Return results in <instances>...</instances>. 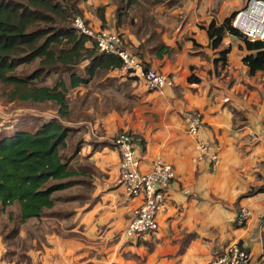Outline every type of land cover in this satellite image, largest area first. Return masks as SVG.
I'll return each instance as SVG.
<instances>
[{
    "label": "crops",
    "instance_id": "1",
    "mask_svg": "<svg viewBox=\"0 0 264 264\" xmlns=\"http://www.w3.org/2000/svg\"><path fill=\"white\" fill-rule=\"evenodd\" d=\"M154 1L138 0L122 14L118 2H90V8L79 0L89 26L101 28L95 9L104 7L106 27L121 35L124 49L143 69L172 76L174 86L149 91L139 76L118 68L69 90L76 122L68 125L83 142L74 164L90 169L77 186L85 194L26 220L17 235H6L3 227V264H210L233 243L252 264H264L263 75L248 74L243 42L227 35L212 49L205 29L212 20L221 25L249 0ZM224 49L222 67L215 61ZM190 111L201 114L199 138L217 155L216 164L197 161L195 139L186 131ZM122 130L137 141L141 172L159 158L175 174L156 215L157 230L128 240L123 232L140 201L118 183L112 138ZM241 209L250 216L239 225Z\"/></svg>",
    "mask_w": 264,
    "mask_h": 264
},
{
    "label": "trees",
    "instance_id": "2",
    "mask_svg": "<svg viewBox=\"0 0 264 264\" xmlns=\"http://www.w3.org/2000/svg\"><path fill=\"white\" fill-rule=\"evenodd\" d=\"M116 2L124 14L138 0ZM78 5L79 0H0V98L29 107H51L54 112L42 114L46 122L34 133L5 136L0 130V209L15 207L7 213L12 227L6 235H17L19 225L43 217L56 202L74 200L73 195H55L86 183L82 176L90 171L74 165L83 142L76 138L79 130L68 125L76 122L67 100L69 90L89 83L96 73L121 68L122 62L96 51L90 38L72 28L74 16L82 15ZM104 12V7L95 9L101 29H107ZM236 14L221 25L210 21L205 28L209 45L219 49L227 35L240 40L249 52L242 60L248 74L261 72L264 81V42H250L235 29L231 22ZM263 16L264 6L256 4L242 18L259 23ZM228 51L218 53L215 62L222 67ZM32 64L36 66L31 73L16 74L18 68ZM50 79L53 83L47 85ZM188 80L198 82L193 76Z\"/></svg>",
    "mask_w": 264,
    "mask_h": 264
},
{
    "label": "built area",
    "instance_id": "3",
    "mask_svg": "<svg viewBox=\"0 0 264 264\" xmlns=\"http://www.w3.org/2000/svg\"><path fill=\"white\" fill-rule=\"evenodd\" d=\"M247 7L239 11L231 25L237 29L248 41L264 42V16L261 22L253 23L249 19H243L254 5L264 3L251 0ZM72 28L78 33L90 38L99 53L115 55L122 64L121 69L131 75L139 76L149 91H162L174 86V78L170 75L159 73L152 69H143L138 61L133 58L123 47V41L118 33L108 29H93L85 20L74 16ZM187 134L195 139V150L198 153L197 161L203 159L214 164L217 163V155L210 151L206 142L199 138L201 128V114L190 111L186 114ZM112 143L119 153L118 183L122 186L125 194L131 199L140 201L134 209L132 219L123 232V237L128 240L135 235L145 234L157 230L156 215L163 205L164 191L168 188L171 180L175 178L174 171L169 164L159 158L155 159L148 172H141L140 161L136 152L137 141L133 133L128 131L117 132ZM260 199L264 203V191L260 193ZM250 213L241 209L237 223L242 225L249 218ZM264 223V214L261 216ZM0 264H3L0 261ZM210 264H252L250 254L237 243L231 244L222 255L213 259Z\"/></svg>",
    "mask_w": 264,
    "mask_h": 264
},
{
    "label": "rangeland",
    "instance_id": "4",
    "mask_svg": "<svg viewBox=\"0 0 264 264\" xmlns=\"http://www.w3.org/2000/svg\"><path fill=\"white\" fill-rule=\"evenodd\" d=\"M80 1L81 2L83 1L87 6L90 5V2H92L93 4L95 3V4H101V5L109 1H110L109 4L113 5V1L116 2V0H109V1L108 0H97V1L96 0H93V1L92 0H89V1L80 0ZM248 2L242 10H244L247 7V5L249 4ZM89 7L91 8V6ZM35 66H36L35 64H32V65L20 67L16 70V74L19 76L27 75L34 70ZM52 83H53L52 79L46 81L47 85H52ZM1 92L2 90L0 87V93ZM32 110L35 111V113H31ZM26 111H28L29 113H26L24 116L18 117V115H21L25 113ZM53 113H54L53 108L51 107H45V106L29 107L21 103H13V102L8 103V102H5L3 98H0V130L3 131V134L5 136H12L17 131L34 133L38 131L40 127L46 122V116L44 115H49ZM72 117H73L72 118L73 120L76 119L74 115ZM8 119L9 121H7ZM122 131H126V130H122ZM77 189H81V190L77 191ZM78 192H80V194H85V189L75 186V187H71L67 189L64 192H61L60 195L61 197H67L72 194H76ZM8 210H9L8 208L6 210L0 209V231H2V228L4 227V225H7L8 227L5 232L9 231L12 227L11 223L10 224L3 223V220L8 221V218H7Z\"/></svg>",
    "mask_w": 264,
    "mask_h": 264
}]
</instances>
